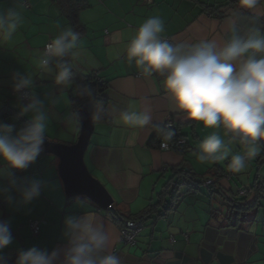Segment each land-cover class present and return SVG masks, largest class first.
<instances>
[{"label": "crops", "instance_id": "1", "mask_svg": "<svg viewBox=\"0 0 264 264\" xmlns=\"http://www.w3.org/2000/svg\"><path fill=\"white\" fill-rule=\"evenodd\" d=\"M81 4L74 24L66 12L67 0H0V12L9 8L21 14V23L11 40H0V121L18 130L29 117L14 119L19 113L12 89L15 72L31 74L34 90L50 110L47 141L72 144L78 139L80 121L72 109L74 83L69 87L54 84L53 78L41 74L38 58L54 35L71 26L80 33L74 56L73 71L95 73L108 81L106 108L108 119L95 122L84 160L90 173L108 189L113 206L123 217L144 211L161 201L166 186L177 169L186 167L198 176L212 171L210 177H223L226 191L210 195L205 187L186 192L167 216L154 215L145 220L135 245L120 241L121 218L113 217L85 196L68 198L59 174L60 159L44 150L25 171L13 170L20 180H41L45 187L41 196L28 205L11 206L0 198V220L9 223L12 244L0 252L6 264H15L18 252L36 247L51 252L66 246L64 219L69 215L95 213L110 236L108 251L122 264H264V219L251 215L245 223L228 218L231 200L241 199L240 188L264 183V149L249 161L241 173L229 169L232 155H243L241 143L230 145L228 158L216 162L199 159L200 144L216 132L225 142L223 128L209 129L189 120L175 110L172 97L164 88V76L151 77L130 62L126 56L129 41L146 19L158 16L165 25L161 34L172 43L194 44L215 40L223 45L229 38V24L235 20L241 34L254 24L264 29V5L255 11L240 7L238 0H71ZM68 11V10H67ZM9 114L4 116L3 111ZM125 111H145L151 123L144 128L125 125ZM168 116H174L185 135L188 149L181 154L149 145L154 127ZM230 175V180L226 176ZM171 201L166 196V201ZM159 205L165 212L167 202ZM261 209V208H260ZM259 211V210H258ZM257 211V213H258ZM31 220H40L34 235ZM240 224V225H239ZM187 235V237H186Z\"/></svg>", "mask_w": 264, "mask_h": 264}, {"label": "clouds", "instance_id": "2", "mask_svg": "<svg viewBox=\"0 0 264 264\" xmlns=\"http://www.w3.org/2000/svg\"><path fill=\"white\" fill-rule=\"evenodd\" d=\"M241 8L255 11L264 0H238ZM21 14L13 8L0 12V40H11L21 23ZM163 20L158 16L146 19L128 43L127 59L146 77L155 73L164 76L163 85L172 97L175 110L205 128H223L228 141L213 132L200 144L199 159L216 162L229 157L233 142H239L243 155H232L229 169L243 172L249 161L264 149V29L255 24L241 34L238 23L229 24L230 36L218 45L215 40L194 44L172 43L162 37ZM80 33L69 26L54 35L38 58L41 74L53 78L55 85L69 87L74 81V56ZM31 74L15 72L12 89L19 113L14 119L29 120L18 130L0 121V198L11 206L28 205L41 196L45 184L41 180H20L13 170L25 171L45 150L51 119L44 99L38 98ZM86 96L93 99L91 90ZM103 105L92 111L99 120ZM123 123L144 128L152 117L145 111H125ZM175 135L162 133L161 147L167 148ZM67 244L51 252L32 247L18 252L15 264H122L108 251L110 236L98 222L95 213L69 215L64 219ZM13 242L9 223L0 220V252ZM0 264L6 261L0 257Z\"/></svg>", "mask_w": 264, "mask_h": 264}, {"label": "trees", "instance_id": "3", "mask_svg": "<svg viewBox=\"0 0 264 264\" xmlns=\"http://www.w3.org/2000/svg\"><path fill=\"white\" fill-rule=\"evenodd\" d=\"M61 3H64L65 0H59ZM70 4L68 5L69 9L66 10L68 13V17L74 24L77 23V9L80 8L81 4L78 2H72L71 0H67ZM74 72V71H73ZM159 74V73H157ZM162 76L161 74H159ZM74 86L76 87V94L72 96V109L74 113L79 118V111L81 108L87 109L91 114L92 111L95 110L97 106L103 105L104 107V114L99 120L97 121H106L108 119L106 108L108 105V97L106 95V91L109 88L108 81H104L99 78L95 73H88L83 74L80 72H74ZM86 90H91L93 94V99H89L86 96ZM9 114L8 110L3 111V115L6 116ZM28 121H25L27 123ZM170 130L165 129L163 125H156L154 127V132L149 140V145L153 147H160L162 142V133ZM175 135L173 136L172 140L169 142L172 150H175L181 154L185 153L188 149V142L185 135L182 134L179 127L176 130H173ZM183 137L186 140V144H180L179 139ZM210 174H213L212 171H208L207 173L198 176L194 173L191 169L186 167H182L176 170L175 177L171 179L169 184L166 186V190L162 197L161 201L157 204L149 205L144 211L135 214L123 217L119 213L118 210L113 206V208L109 209L108 212L111 216L117 218L121 217L122 219L131 218L137 219L142 221L143 225L146 219L152 218L156 215L158 218L160 216H167V213L174 209L176 203L178 202L179 198L184 195L185 193L181 192V188L183 186L187 187L186 192H198L201 191L203 187L209 192L210 195H213L216 192L226 191L223 186L220 184V181L223 177H210ZM230 177V175L226 176V178ZM209 179H212L214 182L210 184L208 187L205 186V182ZM255 191V198L253 200L249 199V196H242L241 199L231 200L230 207H229V214L227 215L230 220L233 219V223L236 224L237 222L245 223V221L253 214H256L257 211L264 206V183L263 181L257 182L256 185L253 187ZM166 196L171 198V201H166ZM164 201L167 202V207L165 212L158 211L159 205H162ZM240 225V224H239Z\"/></svg>", "mask_w": 264, "mask_h": 264}, {"label": "water", "instance_id": "4", "mask_svg": "<svg viewBox=\"0 0 264 264\" xmlns=\"http://www.w3.org/2000/svg\"><path fill=\"white\" fill-rule=\"evenodd\" d=\"M80 133L74 144L46 141L45 149L60 159L59 174L68 198L85 196L102 210L113 208L114 199L108 189L89 171L84 156L95 130L91 113L79 111Z\"/></svg>", "mask_w": 264, "mask_h": 264}, {"label": "built area", "instance_id": "5", "mask_svg": "<svg viewBox=\"0 0 264 264\" xmlns=\"http://www.w3.org/2000/svg\"><path fill=\"white\" fill-rule=\"evenodd\" d=\"M143 1L145 3L150 2V0H143ZM161 125H163L165 129L176 130L178 128V121L176 120L174 116H168ZM179 143L186 144V140L183 137H181L179 139ZM160 148L164 150H172L169 143H168L167 148H163L161 146ZM227 179L230 180V177H228ZM213 182L214 181L212 179H209L207 182H205V186L208 187L210 184H213ZM239 193L242 196H249L252 194V190L244 187V188L239 189ZM121 222L122 224L120 228V241L128 245H135L137 243L138 237L143 228L142 221L137 220V219L125 218V219H122ZM30 227H31L33 234L37 235L40 229V220H31Z\"/></svg>", "mask_w": 264, "mask_h": 264}, {"label": "rangeland", "instance_id": "6", "mask_svg": "<svg viewBox=\"0 0 264 264\" xmlns=\"http://www.w3.org/2000/svg\"><path fill=\"white\" fill-rule=\"evenodd\" d=\"M72 144H74V143H72ZM182 193H184V192H182ZM256 214H257L256 219H255L256 221L263 220L264 219V206L261 207V209H259L258 213H256Z\"/></svg>", "mask_w": 264, "mask_h": 264}]
</instances>
